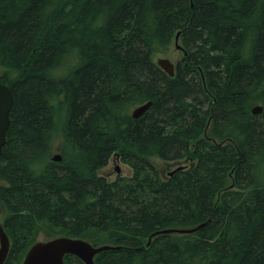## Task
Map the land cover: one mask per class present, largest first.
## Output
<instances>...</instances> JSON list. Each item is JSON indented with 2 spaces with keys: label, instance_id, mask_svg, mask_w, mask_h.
I'll list each match as a JSON object with an SVG mask.
<instances>
[{
  "label": "trees",
  "instance_id": "1",
  "mask_svg": "<svg viewBox=\"0 0 264 264\" xmlns=\"http://www.w3.org/2000/svg\"><path fill=\"white\" fill-rule=\"evenodd\" d=\"M180 31L170 77L154 58ZM0 81L5 264L41 231L121 246L96 264H264V0H0ZM114 155L130 177L99 173Z\"/></svg>",
  "mask_w": 264,
  "mask_h": 264
},
{
  "label": "water",
  "instance_id": "2",
  "mask_svg": "<svg viewBox=\"0 0 264 264\" xmlns=\"http://www.w3.org/2000/svg\"><path fill=\"white\" fill-rule=\"evenodd\" d=\"M181 31L177 33L175 38V47L178 50L184 52V55L187 56V51L180 44ZM157 65L170 77L175 76L176 66L168 58H158L156 61ZM14 96L11 89L6 85L0 82V155L4 146L7 143V132L11 126L10 114L14 106ZM152 102H147L142 104L132 111V117L138 119L142 117L152 106ZM263 111V106L257 105L252 108L253 115H259ZM62 157L60 154L55 155L52 158L53 162H60ZM186 165H180L175 170L170 173V176H173L178 171L186 169ZM118 175H121V169L118 166L116 168ZM233 188V186L231 187ZM206 223H203L197 227L190 229H165L160 230L154 233L148 241V244L151 243L152 239L159 235L167 234H193L205 226ZM121 246L113 245H102V246H93L89 241L81 238H73L67 236H60L48 241H38L28 250L25 255V258L22 264H67L65 257L67 255L76 256L83 264H96V256L105 251L118 250ZM11 249V240L7 232L5 231L3 224L0 223V264H5L8 254Z\"/></svg>",
  "mask_w": 264,
  "mask_h": 264
},
{
  "label": "rangeland",
  "instance_id": "3",
  "mask_svg": "<svg viewBox=\"0 0 264 264\" xmlns=\"http://www.w3.org/2000/svg\"><path fill=\"white\" fill-rule=\"evenodd\" d=\"M184 56L183 51L178 50L175 47V42L170 46L169 50L166 53H162V54H157L154 58L155 62L157 61L158 58H168L170 59L175 65L178 63V61H180ZM56 142L53 145V150L52 153L50 155V159H52L55 155L61 154V137H58L56 140ZM113 157L110 159L108 165L106 167H104L102 170H100V174L107 177L110 181H114L118 176L117 172H116V168L119 166L121 169V176L124 177H130L133 174V170L132 168L127 165L126 163L122 162L119 158H118V162L116 164L112 163ZM156 168L159 170L161 176L163 178H167L169 176V173L172 172L173 170H175L178 166L180 165H186V166H190L192 165L191 161H187V160H181V161H177V162H166V161H162L159 159H155L153 160ZM6 211L5 209L2 207V205L0 204V222H2L3 218L6 216ZM56 237H58V235H55ZM54 236V237H55ZM53 237H49V234L45 231H41L38 238H37V242L38 241H47L49 239H52ZM22 264V263H21ZM77 264H81L78 263Z\"/></svg>",
  "mask_w": 264,
  "mask_h": 264
},
{
  "label": "flooded vegetation",
  "instance_id": "4",
  "mask_svg": "<svg viewBox=\"0 0 264 264\" xmlns=\"http://www.w3.org/2000/svg\"><path fill=\"white\" fill-rule=\"evenodd\" d=\"M184 53V52H183ZM176 66V65H175ZM118 162V158H113V160H112V163L113 164H116ZM70 256V262L72 263V264H77V262L78 263H81V264H83L76 256H72V255H69ZM67 257V256H66ZM66 257H65V259H66ZM69 261L67 262L68 264H71Z\"/></svg>",
  "mask_w": 264,
  "mask_h": 264
},
{
  "label": "bare ground",
  "instance_id": "5",
  "mask_svg": "<svg viewBox=\"0 0 264 264\" xmlns=\"http://www.w3.org/2000/svg\"><path fill=\"white\" fill-rule=\"evenodd\" d=\"M175 74H176V70H175ZM1 83H3L2 81H0ZM4 84V83H3ZM7 84V83H6ZM8 85V84H7ZM12 113V112H11ZM11 115V114H10ZM11 119V118H10ZM8 133V132H7ZM7 138V137H6ZM114 158H119L117 155H114ZM62 159H63V157H62ZM66 171V170H65ZM171 173V172H170ZM0 223H2L3 224V222H0ZM3 227H4V225H3ZM5 229V228H4ZM11 250V249H10ZM10 253V252H9ZM9 255V254H8ZM68 264V263H67Z\"/></svg>",
  "mask_w": 264,
  "mask_h": 264
}]
</instances>
